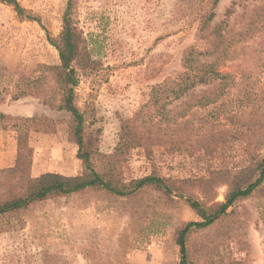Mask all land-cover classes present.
<instances>
[{"label": "rangeland", "instance_id": "obj_1", "mask_svg": "<svg viewBox=\"0 0 264 264\" xmlns=\"http://www.w3.org/2000/svg\"><path fill=\"white\" fill-rule=\"evenodd\" d=\"M17 1L40 22L20 20L13 8L0 2V67L6 68L0 70V112L14 117L46 116L57 123L56 133L30 137L33 177L80 175L83 164L77 158L78 147L68 135L70 114L44 103L53 83L41 86L34 95L15 98L20 76L37 78L40 66L59 65L58 51L48 35H60L68 0ZM187 1L76 0V22L98 64L93 72L78 73L76 104L87 113L89 124L101 130L100 153L114 152L122 122L142 110L156 85L184 72V52L201 45L196 37L199 17L210 0ZM232 6L235 13L230 24L237 31L244 24L243 15L264 6V0H220L211 26L223 21ZM261 28L254 39L236 46L235 59L224 69L233 73L235 83L217 104L209 108L198 105L216 91L218 85L214 84L199 86L168 107L174 112L188 111L180 128L165 130L172 139H192L188 146L176 153L156 149L150 160L143 150H134L121 167L123 180L156 174L177 182L178 188L179 182L209 178L212 171L240 170L251 153L264 154L255 144L264 139ZM252 104L259 110L256 118L261 122L255 131L247 127ZM239 107L244 115L235 125L227 116L237 113ZM212 132L217 139L197 147L195 141ZM16 149V133L0 128V184L5 170L15 164ZM96 165L102 168L101 162ZM182 189V196L175 192L166 196L153 187L129 197L86 191L1 217L0 264H180L177 231L202 221L188 200L196 198L207 206L224 202L228 186L218 185L210 201L195 186L185 184ZM8 190L0 186V194ZM187 247L190 264H264V187L236 203L227 218L191 233Z\"/></svg>", "mask_w": 264, "mask_h": 264}, {"label": "trees", "instance_id": "obj_2", "mask_svg": "<svg viewBox=\"0 0 264 264\" xmlns=\"http://www.w3.org/2000/svg\"><path fill=\"white\" fill-rule=\"evenodd\" d=\"M192 1L196 0L187 3L194 4ZM198 1L203 2V0ZM219 1L210 0L204 5L207 7L199 17L196 33L201 45L191 47L184 52L182 60L184 72L153 88L150 100L142 110L133 118L122 122L119 142L114 152L107 155L98 151L101 130H95L89 124L87 113L76 104L78 73L93 72L98 64L93 59L88 39L76 22V0H68L60 35L57 38L48 35V41L58 51L59 65L40 66L36 73L40 71L41 74L37 78L20 76L15 98L34 95L41 86L53 83L52 91L45 96L44 103L52 109L70 114L69 140L78 147L77 158L82 161L83 172L76 176L46 173L33 177L34 149L30 145V137L33 133H56L57 123L46 116L14 117L0 112V128H10L14 131L17 144L15 164L5 170L4 180L0 184L9 189L7 193L0 194V218L26 210L32 205L67 198L86 191H101L117 197H129L146 187H153L166 196H171L174 192L182 196L184 194L182 186L189 184L201 190L206 201H210L214 189L220 184H225L228 186V192L224 202L207 206L206 202H200L196 198L188 200V205L202 221L188 223L177 231L175 239L180 247V264H190L187 247L189 235L197 230L214 226L220 220L227 218L228 211L236 203L246 200L264 187V154L251 153L248 164L240 170L212 171L209 178L184 180L179 182L178 188L175 186L177 182L156 174L126 182L120 176V170L137 149L143 150L149 160L152 159L156 149H163L166 153L181 152L192 139H172L165 130L172 126L180 128L181 121L187 116L188 111L174 112L168 107L182 100L199 86L217 84L216 91L202 98L203 100L198 104L203 108H209L217 104L222 96L224 97V91L235 83L233 73L225 72L224 69L235 59L236 46L254 39L259 26L264 31V6L252 10L247 15L244 14V24L234 31L230 24L235 13L234 6L227 10L223 21L214 27L211 26L216 18L215 9ZM0 2L13 8L20 20L40 22L39 18L31 15L17 0H0ZM0 70L6 68L0 67ZM249 109L251 120L247 127L255 131L258 123H261L260 119L256 118L259 110H256L253 104ZM243 113L242 108L239 107L238 112L227 116V119L238 125ZM217 137L212 132L211 136H204L203 139L195 142L199 147L208 140H216ZM255 144L260 150L264 149V139H259ZM206 150L209 151L210 147ZM96 162H101L102 168H98Z\"/></svg>", "mask_w": 264, "mask_h": 264}]
</instances>
